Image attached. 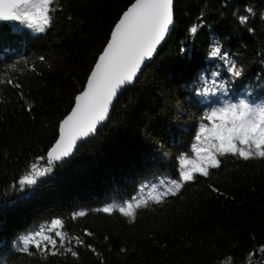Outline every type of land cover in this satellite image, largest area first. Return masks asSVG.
Instances as JSON below:
<instances>
[{
  "label": "trees",
  "instance_id": "1",
  "mask_svg": "<svg viewBox=\"0 0 264 264\" xmlns=\"http://www.w3.org/2000/svg\"><path fill=\"white\" fill-rule=\"evenodd\" d=\"M131 2L56 0L43 33L0 22V80L22 86L0 84V264H264V159L225 155L209 177L137 209L132 222L99 211L178 178L179 157L196 156L192 146L211 107L264 102V0H174L165 41L120 92L106 122L34 189L15 187L47 157L60 119ZM216 43L227 60L209 56ZM229 61L241 77H232ZM81 211L86 215H74ZM56 218L91 248L76 246L75 257L23 250L26 236Z\"/></svg>",
  "mask_w": 264,
  "mask_h": 264
},
{
  "label": "snow or ice",
  "instance_id": "2",
  "mask_svg": "<svg viewBox=\"0 0 264 264\" xmlns=\"http://www.w3.org/2000/svg\"><path fill=\"white\" fill-rule=\"evenodd\" d=\"M57 10L56 0H0V21L19 22L43 33L50 27L52 14ZM245 11L252 13L251 8ZM248 18L247 15L240 16L239 21L246 24ZM173 24L174 0H134L123 11L87 75L85 85L75 96L71 112L60 122L58 139L48 151L47 157H38L30 165L29 171L18 180L15 185L18 190L24 192L34 189L40 178L51 173L54 162L71 157L78 147V141L97 131L98 125L108 118L110 108L120 92L134 83L142 66L157 52ZM189 31L195 35L198 26L193 25ZM209 56L227 60L229 54L216 43L211 47ZM32 70L35 71V68ZM229 71L233 78L243 75L235 61H229ZM0 84L16 89L22 87L11 78L0 80ZM20 96L23 99L22 92ZM28 110H31V105ZM203 119L207 123L200 124L196 143L192 146L196 156L192 158L191 153H188L179 157L178 178L162 182L165 185L162 190L152 185L144 196L134 195L122 203L109 204L99 211L110 215L119 212L132 222L136 218L137 209L149 207L150 202L159 204L167 197L180 195L186 185L196 181L197 176L209 177L210 169L221 167V158L225 155L239 157L244 161L264 159V102L241 99L238 103H232L225 100L219 106L211 107ZM41 161L45 163L41 164ZM212 191L218 192V189L213 187ZM74 215L84 216L86 213L81 211ZM62 229L63 221L53 219L47 227H41L23 239V250L27 251V246L33 245L45 255L69 253L75 257L78 255L76 246L91 248L80 237L70 236ZM85 234L92 235L87 230ZM92 251L95 252V249Z\"/></svg>",
  "mask_w": 264,
  "mask_h": 264
},
{
  "label": "water",
  "instance_id": "3",
  "mask_svg": "<svg viewBox=\"0 0 264 264\" xmlns=\"http://www.w3.org/2000/svg\"><path fill=\"white\" fill-rule=\"evenodd\" d=\"M132 2H134V0H132ZM132 2H131V3H132ZM131 3H130V4H131ZM130 4H128V5L125 7V9H124L123 11H125V10L127 9V7L130 6ZM123 11L121 12L120 16L122 15ZM120 16H119V17H120ZM119 17H118L117 20L114 22V24L118 21ZM0 22H1V21H0ZM4 22H6V21H4ZM114 24H113V25H114ZM171 26H172V25H171ZM171 26H170V28H171ZM112 28H113V27H112ZM111 30H112V29H111ZM110 33H111V31L109 32L108 39L110 38ZM167 35H168V34H167ZM166 37H167V36H166ZM108 39H107V41H108ZM107 41L104 43V45H103V47H102V50H103L104 46L106 45ZM159 47H160V45L158 46V48H159ZM102 50H101V51H102ZM101 51H100V52H101ZM100 52H99V54H100ZM99 54L96 56V58H95V62H96V59L98 58ZM154 54H155V53H154ZM151 59H152V58H151ZM149 61H150V60H148L147 62H149ZM95 62L93 63L92 67L94 66ZM147 62H146V63H147ZM146 63H145V64H146ZM92 67H91V69H92ZM91 69H90V70H91ZM90 70H89V72H90ZM86 78H87V77H86ZM85 83H86V79H85V81H84L83 84L85 85ZM84 85H83V86H84ZM127 87H128V86H127ZM127 87H126V88H127ZM124 89H125V88H124ZM81 90H82V89H81ZM81 90H80V91H81ZM80 91H79V92H80ZM79 92H77L74 96H76ZM74 98H75V97H74ZM73 106H74V101H73V104L71 105V109H72ZM111 108H112V106H111ZM111 108H110V110H111ZM71 109H70V111H69L66 115H64V116L60 119V122H61V121H62V120H63V119H64V118H65V117L71 112ZM109 112H110V111H109ZM107 119H108V118H107ZM107 119H106V120H107ZM106 120L103 121L100 125H98V128L101 127V126L106 122ZM60 122H59V124H58V128H57V132H58V133H57V136H56V138L53 140V142H52V144H51L49 150H50L51 147L54 145L56 139H58ZM98 128H97V129H98ZM94 134H95V133H94ZM94 134L90 135V136L87 137V138L92 137ZM87 138H85V139H87ZM85 139H83V140H81V141H78V146H79L81 143H83V141H84ZM74 151H75V150H74ZM72 156H73V155H72ZM72 156H71V157H72ZM69 158H70V157H68V158H66V159H69ZM66 159H65V160H66ZM60 162H62V161H60Z\"/></svg>",
  "mask_w": 264,
  "mask_h": 264
},
{
  "label": "rangeland",
  "instance_id": "4",
  "mask_svg": "<svg viewBox=\"0 0 264 264\" xmlns=\"http://www.w3.org/2000/svg\"><path fill=\"white\" fill-rule=\"evenodd\" d=\"M29 29V28H28ZM31 30V32L33 33V32H36V31H34V30H32V29H30Z\"/></svg>",
  "mask_w": 264,
  "mask_h": 264
}]
</instances>
